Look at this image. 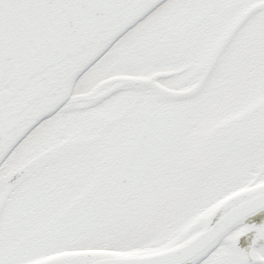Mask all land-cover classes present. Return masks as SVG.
I'll return each mask as SVG.
<instances>
[{"label":"snow or ice","instance_id":"snow-or-ice-1","mask_svg":"<svg viewBox=\"0 0 264 264\" xmlns=\"http://www.w3.org/2000/svg\"><path fill=\"white\" fill-rule=\"evenodd\" d=\"M0 264H264V0H0Z\"/></svg>","mask_w":264,"mask_h":264}]
</instances>
